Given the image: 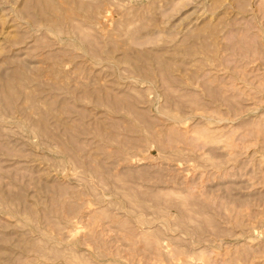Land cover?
I'll use <instances>...</instances> for the list:
<instances>
[{"label": "rangeland", "instance_id": "rangeland-1", "mask_svg": "<svg viewBox=\"0 0 264 264\" xmlns=\"http://www.w3.org/2000/svg\"><path fill=\"white\" fill-rule=\"evenodd\" d=\"M0 264H264V0H0Z\"/></svg>", "mask_w": 264, "mask_h": 264}]
</instances>
